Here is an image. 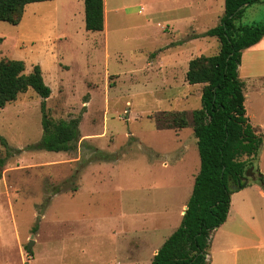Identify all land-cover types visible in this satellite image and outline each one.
<instances>
[{
	"label": "rangeland",
	"instance_id": "374dc122",
	"mask_svg": "<svg viewBox=\"0 0 264 264\" xmlns=\"http://www.w3.org/2000/svg\"><path fill=\"white\" fill-rule=\"evenodd\" d=\"M147 3L148 15L110 17L106 31L68 26L45 1L19 24L0 20V60H23L27 73L39 64L52 90L44 99L30 88L0 107V264H152L179 227L200 168L191 124L204 86L186 74L190 59L219 51L206 32L225 0ZM262 22L264 1L246 6L241 23ZM43 103L56 123L80 118L71 150L30 147L44 135ZM180 111L189 126L158 127ZM248 188L254 199L233 192L209 250L238 231L264 238V198ZM246 206L258 218L251 226L239 221Z\"/></svg>",
	"mask_w": 264,
	"mask_h": 264
},
{
	"label": "trees",
	"instance_id": "16d2710c",
	"mask_svg": "<svg viewBox=\"0 0 264 264\" xmlns=\"http://www.w3.org/2000/svg\"><path fill=\"white\" fill-rule=\"evenodd\" d=\"M42 1L50 0H0V20L19 24L27 6ZM261 1L264 0H225L220 23L206 32L218 38L219 51L212 55L201 54L189 61L187 82L204 85L202 106L194 110L191 124L197 137L200 168L181 223L158 249L152 264H208L211 233L227 220L232 193L248 184L242 177L252 165L253 157L259 156L264 133L247 115L239 66L242 51L264 36V22L243 24L241 18L246 6ZM85 28L88 31L104 29V0H85ZM30 88L44 99L51 95L52 90L39 64L27 73L23 60H0V107L16 101ZM42 110L44 135L30 147L71 150L80 138V118L56 123L48 115L44 103ZM168 114L166 118H158V127L181 129L189 126L185 112ZM1 140L8 146L4 138ZM254 171L255 179L264 189L263 174L256 167Z\"/></svg>",
	"mask_w": 264,
	"mask_h": 264
},
{
	"label": "crops",
	"instance_id": "0c3cea01",
	"mask_svg": "<svg viewBox=\"0 0 264 264\" xmlns=\"http://www.w3.org/2000/svg\"><path fill=\"white\" fill-rule=\"evenodd\" d=\"M45 2H50L49 5L54 8L56 14L59 13V16L63 18L66 25L69 26L78 21L80 27L85 26V0H50ZM144 2L148 4L147 0H104V29L102 31L107 30L110 17L115 22L125 20L126 17H131L138 13L147 12L146 14L148 15L150 11L145 9ZM181 40L183 43L191 42H186L184 39ZM239 76L244 84L247 115L250 121L264 133V36L260 41L242 51ZM258 169L264 176V144L258 158ZM248 187L257 189L258 195L264 198V189L258 184L250 186L249 179L245 187L235 192L240 195L245 204H248L247 201L250 202L254 199L253 194L246 190L249 189ZM231 208L232 205H230L226 222L230 217ZM185 210L186 206L182 214H184ZM238 215L239 221L242 224L250 225L248 222L258 219L254 215V210H251L247 206L244 209H240ZM216 229L211 233V249L213 248L215 238L212 235ZM249 230L252 235L257 234L253 227ZM238 233L236 236H227L228 241L222 242L221 246L214 251L208 249V264H264V238L259 240V236L243 235L242 231H238ZM157 251L158 248L155 249L153 256Z\"/></svg>",
	"mask_w": 264,
	"mask_h": 264
},
{
	"label": "water",
	"instance_id": "95a60500",
	"mask_svg": "<svg viewBox=\"0 0 264 264\" xmlns=\"http://www.w3.org/2000/svg\"><path fill=\"white\" fill-rule=\"evenodd\" d=\"M242 178L245 181V184H247L249 182L250 178H255L254 167L253 166L249 167L248 170L246 171L245 175ZM186 208H187V206H186ZM32 243L29 245V247H31Z\"/></svg>",
	"mask_w": 264,
	"mask_h": 264
}]
</instances>
